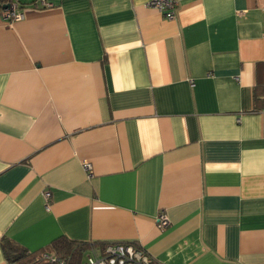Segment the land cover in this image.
I'll return each instance as SVG.
<instances>
[{"label": "crops", "instance_id": "crops-1", "mask_svg": "<svg viewBox=\"0 0 264 264\" xmlns=\"http://www.w3.org/2000/svg\"><path fill=\"white\" fill-rule=\"evenodd\" d=\"M19 1L25 20L0 18V264L4 240L62 237L264 264V0H179L172 21L150 0Z\"/></svg>", "mask_w": 264, "mask_h": 264}, {"label": "built area", "instance_id": "built-area-1", "mask_svg": "<svg viewBox=\"0 0 264 264\" xmlns=\"http://www.w3.org/2000/svg\"><path fill=\"white\" fill-rule=\"evenodd\" d=\"M41 7L50 6L47 0H38ZM149 7L158 10L166 19H176L179 0H150ZM0 18L10 24L26 19V10L19 0H0ZM84 170L91 175L92 165L84 161ZM51 192L45 193L47 209L51 205ZM159 227L166 229L170 222L168 217L161 215L158 219ZM52 263L67 264V260L55 255L44 254L43 260ZM83 264H153L152 258L140 246L132 243H106L103 248H91L84 254Z\"/></svg>", "mask_w": 264, "mask_h": 264}, {"label": "trees", "instance_id": "trees-1", "mask_svg": "<svg viewBox=\"0 0 264 264\" xmlns=\"http://www.w3.org/2000/svg\"><path fill=\"white\" fill-rule=\"evenodd\" d=\"M104 246L105 243L78 242L62 237L38 252H28L9 240H4L2 249L7 260L16 264H58L43 260L44 254H55L67 260V264H83L84 254L87 251L91 248H103Z\"/></svg>", "mask_w": 264, "mask_h": 264}]
</instances>
